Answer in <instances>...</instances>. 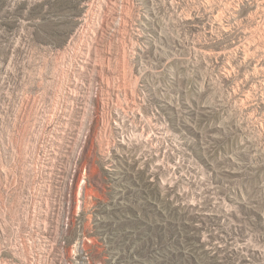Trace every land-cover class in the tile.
Instances as JSON below:
<instances>
[{"label":"rangeland","instance_id":"374dc122","mask_svg":"<svg viewBox=\"0 0 264 264\" xmlns=\"http://www.w3.org/2000/svg\"><path fill=\"white\" fill-rule=\"evenodd\" d=\"M0 222L1 264H264V0H0Z\"/></svg>","mask_w":264,"mask_h":264},{"label":"built area","instance_id":"2783aa9c","mask_svg":"<svg viewBox=\"0 0 264 264\" xmlns=\"http://www.w3.org/2000/svg\"><path fill=\"white\" fill-rule=\"evenodd\" d=\"M0 235H1V237H2V235H4V231L2 229L1 222H0ZM8 249H10V247L6 246V241L0 240V264L4 263V258L2 256V254L4 252H6Z\"/></svg>","mask_w":264,"mask_h":264},{"label":"trees","instance_id":"16d2710c","mask_svg":"<svg viewBox=\"0 0 264 264\" xmlns=\"http://www.w3.org/2000/svg\"><path fill=\"white\" fill-rule=\"evenodd\" d=\"M175 208H173L172 210L174 211V213H173V216H174V214H175V210H174ZM194 215H196L195 213H191V216H194ZM189 263L190 264H198V263H194V261L193 260H191V259H189ZM203 264H211V263H206V262H204Z\"/></svg>","mask_w":264,"mask_h":264}]
</instances>
